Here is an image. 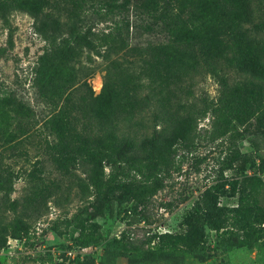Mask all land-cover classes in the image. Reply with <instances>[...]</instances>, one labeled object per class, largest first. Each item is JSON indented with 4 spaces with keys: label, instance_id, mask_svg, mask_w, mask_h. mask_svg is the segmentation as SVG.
Wrapping results in <instances>:
<instances>
[{
    "label": "trees",
    "instance_id": "obj_1",
    "mask_svg": "<svg viewBox=\"0 0 264 264\" xmlns=\"http://www.w3.org/2000/svg\"><path fill=\"white\" fill-rule=\"evenodd\" d=\"M81 1L63 0V12L68 17H76L78 25L71 28L66 38L58 42L49 40L51 54L44 56L35 74L41 82L39 96L57 108L49 119L55 140L46 144L54 168L63 175H71L79 164L86 165L89 184L105 188L74 222L76 229L90 228L94 232L98 227L94 219L104 214L109 195L126 204L123 216L137 213L145 206L160 188L161 184H157L160 172L167 166L175 147L187 141L199 116L208 111L212 113L214 137L226 134L241 137L251 129L264 136V87L230 91L226 78L222 77L219 100H211L198 111L174 100L194 71L204 66L213 68L219 63L230 65L243 76L264 85V38L257 37L264 30V16L255 11V0H124L119 4L116 0H104L108 11L131 5L149 17L146 30L160 28L164 36L155 44L128 47L125 31L129 24L114 21L107 30L97 32L88 26V32H84L85 21L78 14ZM258 1L264 6V0ZM58 3L56 0H0V11L20 9L36 16L46 8H57ZM73 42L106 57L129 52L132 62L141 61V69L136 72L124 68L114 58L100 92L94 93L85 79L87 87L74 97L73 90L65 92L68 86L59 85L56 74L48 68L53 62L63 63L69 69L67 72L61 68L62 75L66 73V80H72L77 69L73 63ZM90 73V70L85 72ZM154 96H157L159 111L154 114L153 130L140 138L120 133L119 123L149 107ZM3 101L16 103L10 98ZM0 134L5 135L3 131ZM256 157L260 162L258 165L253 162L256 172L242 178L224 176V168L232 167L235 158L226 159L219 179L196 199L186 216L184 229L156 234L159 245L193 251L208 235V228H222L250 243L261 240L258 264H264V177L260 175L264 174V153ZM105 166L110 167L109 173L105 172ZM3 171L5 174L0 171V201L7 208L15 209L16 202L11 201L10 194L17 176L9 167ZM54 190L46 184L35 199L47 206ZM224 194H239L238 204H222L220 198ZM30 233L31 224L16 216L10 227L0 224V248L10 238L29 239ZM50 253L44 254L51 259Z\"/></svg>",
    "mask_w": 264,
    "mask_h": 264
},
{
    "label": "rangeland",
    "instance_id": "obj_2",
    "mask_svg": "<svg viewBox=\"0 0 264 264\" xmlns=\"http://www.w3.org/2000/svg\"><path fill=\"white\" fill-rule=\"evenodd\" d=\"M56 1L59 2L57 8H46L36 16L20 9L0 11V131L5 134H0V171L5 174L4 167H9L17 176L10 194L11 201L16 202L15 209L7 208L0 201V224L10 227L16 216H22L31 224L29 239L10 238L0 248V264H258L261 240L250 243L222 228H208V235L193 251L183 247H161L155 237L184 229L186 216L196 199L219 179L226 159L235 158L232 167L224 168L227 178L252 175L256 172L253 162L260 163L256 156L264 153V136L251 129L241 137H229L228 134L214 137L210 111L197 118V125L187 141L175 147L158 177L160 188L140 211L123 216L126 204L109 195L104 214L94 219L98 225L94 232L90 228L80 231L74 227L77 217L83 215L84 209L96 201L105 188L89 184L86 165L79 164L75 174H61L47 153V142L55 140L49 119L57 108L39 96L41 82L36 78L35 69L44 56L51 54L49 40L58 42L66 38L71 28L78 25L76 17H68L63 12V0ZM116 1L119 4L124 0ZM103 2L81 1L78 14L85 21L84 32H88V26L97 32L107 30L116 21L129 24L125 31L128 47H145L164 38L160 28L146 30L149 17L131 5L108 11ZM253 6L263 17L264 6L258 0ZM257 37L264 38V30ZM72 47L77 69L71 81L66 80V73H61V68L67 72L69 69L63 63L53 62L48 68L56 74L59 85L68 86L65 92L73 90L74 97L87 87L85 79L94 93L100 92L114 58L124 68L136 72L141 69V61L132 62L133 56L129 52L106 57L83 44L73 42ZM83 70L91 73L86 75ZM222 77L226 78L230 91L264 87L258 80L240 74L236 68L219 63L213 68L204 66L194 71L174 100L198 111L211 100H219ZM156 97L141 113L120 122L119 132L134 138L149 134L156 124L154 114L159 111ZM4 98L16 103L4 102ZM104 169L106 173L111 171L109 166ZM260 175L264 177V174ZM46 184L55 188L47 206L59 210L56 216V209L52 211L43 206L40 199H35ZM238 198L239 194H224L220 201L226 206H235ZM71 246L83 247V253L72 260L62 257L61 253H50L51 259L44 254L53 247L62 250Z\"/></svg>",
    "mask_w": 264,
    "mask_h": 264
},
{
    "label": "built area",
    "instance_id": "obj_3",
    "mask_svg": "<svg viewBox=\"0 0 264 264\" xmlns=\"http://www.w3.org/2000/svg\"><path fill=\"white\" fill-rule=\"evenodd\" d=\"M49 209H51L52 211L53 210H55L54 209V207H49ZM56 213H55V216L56 215H58L60 212H59V210H57L56 209V211H55ZM51 218H53V217H50V219ZM44 223H46V222H44ZM43 223V224H44ZM83 247L81 248V247H79L78 249L75 247V246H72V247H70V248H64V249H62V250H60V249H58V248H56V247H53L51 250H50V252H51V254H57V253H61V254H63L64 256L63 257H65V258H67L68 260H72V259H74L78 254H81V253H83Z\"/></svg>",
    "mask_w": 264,
    "mask_h": 264
},
{
    "label": "water",
    "instance_id": "obj_4",
    "mask_svg": "<svg viewBox=\"0 0 264 264\" xmlns=\"http://www.w3.org/2000/svg\"><path fill=\"white\" fill-rule=\"evenodd\" d=\"M12 242H15L14 240Z\"/></svg>",
    "mask_w": 264,
    "mask_h": 264
}]
</instances>
